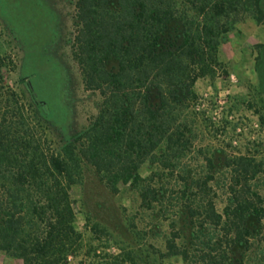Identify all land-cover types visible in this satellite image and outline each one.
Masks as SVG:
<instances>
[{"label": "trees", "instance_id": "1", "mask_svg": "<svg viewBox=\"0 0 264 264\" xmlns=\"http://www.w3.org/2000/svg\"><path fill=\"white\" fill-rule=\"evenodd\" d=\"M247 18L264 24L263 0H77L73 56L102 102L86 128L64 139L34 88L30 100L17 90L26 78L10 82L15 61L1 52L0 28V249L23 264H72L86 244L71 190L89 164L113 194L130 184L145 208L175 210L166 216L165 252L152 246V255L131 251L100 264L176 256L185 264H264V197L250 183L264 164L214 153L204 156L203 173L180 170L198 137L194 87L217 77L220 45ZM148 159L177 190L159 183L160 173L142 176ZM220 169L228 174L222 210L212 184Z\"/></svg>", "mask_w": 264, "mask_h": 264}, {"label": "rangeland", "instance_id": "2", "mask_svg": "<svg viewBox=\"0 0 264 264\" xmlns=\"http://www.w3.org/2000/svg\"><path fill=\"white\" fill-rule=\"evenodd\" d=\"M77 0H0L1 52L11 54L15 68L13 83L30 100V87L42 99L53 128L72 137L86 128L100 110L102 97L88 90L73 56ZM264 2V0H263ZM223 67L215 79L202 78L194 90L199 98L198 137L181 161V169L201 174L206 169L204 156L224 157L247 154L264 164V24L247 18L237 24L220 45ZM30 83L31 85H29ZM56 133V131H55ZM56 140L60 139L56 137ZM160 173L159 183L178 189L177 182L148 159L141 168L147 178ZM226 170H219L215 183L217 206L226 203ZM250 183L264 197V170ZM76 228L84 234L85 248L72 264H100L111 256L131 251L152 255L153 247L165 252L171 234L168 214L156 206L142 205L140 190L122 184L113 194L96 169L85 164L81 177L72 187ZM176 193L173 203L176 200ZM172 216V217H173ZM134 225V226H133ZM0 264H23L19 258L0 249ZM125 264H129L128 262ZM166 264H185L180 256Z\"/></svg>", "mask_w": 264, "mask_h": 264}]
</instances>
